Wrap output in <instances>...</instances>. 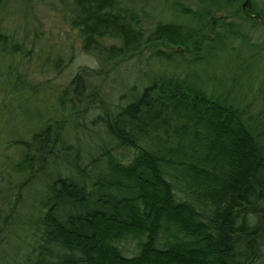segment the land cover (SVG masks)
<instances>
[{"label": "trees", "instance_id": "obj_1", "mask_svg": "<svg viewBox=\"0 0 264 264\" xmlns=\"http://www.w3.org/2000/svg\"><path fill=\"white\" fill-rule=\"evenodd\" d=\"M168 1L163 5L172 13L170 20L152 18V0H58L80 50L94 55L99 65L74 73L58 97V109L71 117L82 113L81 119L86 111L99 110L88 122L113 144L88 157L69 153L67 159L71 150L59 136L63 129L59 133L56 120L31 133L29 140H17L20 161L13 169L28 177L9 197L11 189L0 177V264H264V89L257 94L250 90L252 78L247 81L253 73L255 79L262 76L253 66L264 52V8L252 0H243L244 8L242 0H201L202 6L194 11L183 0ZM22 2L32 11L43 0ZM5 6L0 0V56H32L25 46L27 36L18 41L15 34L7 35ZM233 7V17L224 14ZM33 35L36 41V29ZM39 51L37 59L44 60L39 68L49 62L56 75L67 68L63 56ZM218 54L237 60L239 88L229 87L222 65L213 67V72L224 70L215 89H208V79L202 78L208 72L203 68L199 76H192L196 66L217 63ZM135 57L154 61L164 69L163 75L138 92L133 86L126 96L111 95L110 105L100 85L120 69L119 64ZM231 82L236 84V79ZM26 87L15 84L9 95L38 93ZM72 130L94 133L79 122ZM197 130L210 146L198 148ZM225 131L230 135L227 140L221 139ZM171 135L179 140L172 144L175 149L185 142L188 151L186 163L177 167L183 174L170 177L172 184L161 174L160 161L146 151L149 147L138 151L142 142L154 137L157 150L169 146ZM118 149L135 153L127 166L115 161L111 152ZM219 158L224 162H213ZM104 161L108 171L93 176L92 170ZM61 163L68 167V176L57 174L47 181L44 197L24 213V194L35 175ZM168 163L174 165L170 159ZM117 170L129 184L117 182ZM198 173L202 181L187 183ZM184 176H189L186 182ZM177 185L183 186V200L172 193ZM155 191L163 194V203H155L150 195ZM132 207L138 208L136 212ZM20 211L33 217L25 220ZM23 228L30 231V242L22 245L18 259L8 258L10 242Z\"/></svg>", "mask_w": 264, "mask_h": 264}, {"label": "rangeland", "instance_id": "obj_2", "mask_svg": "<svg viewBox=\"0 0 264 264\" xmlns=\"http://www.w3.org/2000/svg\"><path fill=\"white\" fill-rule=\"evenodd\" d=\"M200 1L201 0H183V2L191 6L194 11L199 10V8L202 6L200 5L202 4ZM164 2L165 0H152L154 7L153 10L150 11L152 18H166L168 20L172 18V13L170 12L169 15V9L163 5ZM252 2L257 4V6L260 8H264V0H252ZM5 3L6 6L2 11V19L4 28L7 29V35H10L11 33L15 34L18 41H21L22 38H26L27 36L26 40H28V42L26 41L27 43L25 46L28 50L33 51V54L30 57H22L19 55L12 58H7L3 55L0 56V177H2L6 182V188L8 187V189H11V193H8L9 197L10 195L14 194L13 192L16 194V186L18 183L24 181L28 177L27 173L16 174L15 170L13 169L14 165L20 161V150L15 147L16 145H19L17 140H29L31 138V133L38 132L41 127L47 126L54 120H56L60 125V128L58 129L59 133L60 130L63 129L61 130L60 135L58 133L57 134L64 137L63 139L65 144L68 145L71 150L66 153L67 155H65L67 159H70L71 156L75 158L77 155L82 158L83 156L88 157L89 155H93L98 150H104L113 143L112 140L101 131V129L95 128L94 125L88 122L91 119L93 121V119L97 117L99 110H88L84 113L85 119H81L82 113L78 114L77 116L74 114L71 117L69 115L70 113H62L60 109H58L60 107L58 97L68 85L74 73L77 72L81 67H87L89 69H97L99 67L98 61L94 55L84 54L80 50L79 39L77 38L76 33H73V31L69 28L68 23L65 21L66 9H64L63 5L59 3L58 0H43V2L39 3L38 5L35 4L32 11H30L21 5L22 3L24 4L22 0H5ZM169 4L170 3L166 4V6ZM240 4L244 8L243 0L240 2ZM233 13H235V7L227 12H224V14L232 15V17ZM258 27L259 26H257V28ZM34 29L37 30V35H39V37L35 39L36 41H33ZM259 29L263 28L259 27ZM32 42L35 43L34 46L31 45ZM111 42L112 41L110 40L105 41L107 44H110ZM40 49H47L51 51L53 57H55L56 54L63 56L64 63H67V68L57 75L53 69L50 68L51 64L49 62H47L45 66L39 68L40 65H43L44 61L43 59L41 61L40 58L37 59L36 57V53H40ZM260 54L261 52L258 55ZM260 57L262 59H257L258 61H256L253 66L255 71L262 74L261 77L259 76L260 80L255 79L256 76H252L254 73L251 74L247 79V81L250 82V79L252 78L251 83L253 84L250 86V90L256 92L257 94L261 93V89H264V52L260 55ZM70 58H72V61L68 62L71 60ZM6 59H8V61H6ZM216 60L217 63H213L211 65L203 64L202 66H196L195 72H197V74L192 76H199L198 72H200L203 68L206 72H208L207 76L202 77L203 79H208L210 83V85H208V89L212 90L213 87L215 89L220 86V83L218 82L222 79L224 70L221 71V69H218L217 71L213 72V67L216 65H222L229 76V87L233 86V88H236L238 85L237 88H239L240 82L239 79H237L236 74L240 72V70H237L236 68L237 60H234V58L231 56L227 57L226 55L223 56L221 54H218V58ZM226 62H229V68H226ZM119 66L120 69L117 70V72H113L109 79L107 81L105 80L100 85V92H103L102 96H104V92L109 93L105 94V98H107V100L111 99V95L113 97L115 95L126 96L130 91V88L133 86L137 87L138 92L142 88L146 87L147 83H149L152 79L158 78V76H162L164 73V69L160 68V65L154 61H147L145 58L138 60V58L135 57L126 63L119 64ZM167 67L169 71L174 69L170 63L167 64ZM187 67L188 66H186V68ZM187 69L191 70L193 69V66ZM215 77L218 78L216 79ZM17 79H20L21 81L18 82ZM232 79H236V84L231 82ZM254 82L256 83V86H254ZM25 83L27 84L26 88H29L32 91L31 87H33V89L38 93L34 97H30L28 91H25L20 92L19 95L11 98L8 91L12 89L13 85L18 84L19 86H23ZM97 84H100V82H97ZM69 92H71V90H69ZM113 97L112 101L114 99ZM112 101L110 100V105H112ZM82 104L83 103L81 102L77 105L78 111L81 110ZM75 119H79V124L84 123L85 128L88 127L91 130L93 129L92 131L94 133L90 134L88 132V134L85 132V130H83L84 132H81L80 130H72L75 124L78 123L75 122ZM95 124L97 126L99 125L98 122H95ZM49 131L52 132L54 130L49 129ZM226 132L227 131L224 132V136H221L220 134L222 131L216 134L219 135L218 142L224 138L227 140V136L230 135H228V133L226 134ZM194 133H197V139H200L199 144H197L198 148H202L205 143L210 146L209 141L201 136L202 134L199 130H197V132L194 131ZM175 138L177 137L171 135V137H169L170 145L165 146L164 148L162 146L160 150H157L158 142L156 140H158V138L156 137L150 138L148 143L142 142L138 149L139 151L141 148L149 147L146 151L149 152V154H153L157 160L160 161L159 169H161V174L166 180L168 179V182L171 184L173 181L171 182L169 180L170 177L183 174L182 171L179 172L181 169H177V167L186 163L185 157L188 154L187 149L184 147L185 142L180 144L176 149L173 147L172 144L175 142L179 143V140ZM193 138L194 137L192 136L191 139ZM195 147V145L192 146V153H194ZM150 149H155L156 153ZM164 149L171 151V154L165 155L166 152H164ZM111 153L116 159L115 161H118L124 166H127L135 155L131 149H118ZM192 153L190 155H192ZM169 159L171 160V164L174 163L173 166H169ZM188 159L190 160L189 155ZM245 160H241L239 163V165H242L241 171H244L243 166L245 164ZM217 161L224 162L220 158L213 160L214 163H217ZM107 166L109 165H107L105 161L101 164L98 163L94 169L92 168V175L95 176L101 173H106V171H108ZM220 166L223 167V164ZM57 167L58 168H54L51 167V165L46 166L45 170L35 175L36 177L33 179L34 181L24 194V196H26V203H23V207L21 206L24 213L29 214V212L33 210V207H36L38 201L44 197V187L47 181L51 180L57 174H66L68 176L70 173L68 171V167H66L63 163ZM137 168L138 166L136 165V170ZM116 172L117 173L115 175L118 179L117 182L120 181L122 184H129L128 178L124 177L121 171L117 170ZM187 172H189V170H187ZM199 174L200 173L195 176L194 181L192 180V182L190 181L187 183L194 184L196 180L197 183L198 180L202 181V178ZM188 178L189 176H184L183 180L185 179L186 182V179ZM178 180L181 182L182 178ZM203 183L205 182L203 181ZM181 187L183 186L177 185L176 187L172 188V193H175L177 200L184 199V196H182L183 193L180 191ZM150 195L155 197V203H163L164 196L160 191H155ZM28 204L29 210H27ZM131 209L136 212V209L138 208L132 207ZM24 213L21 211L19 212V214H22L25 220H28L31 216L33 217V214L26 215ZM29 234L30 231H27V228H23L17 233L16 237H14L10 242V246L7 251L8 258L14 257L18 259L20 257V252L22 248H24L22 245H27L30 242ZM128 248L133 249V242L129 243Z\"/></svg>", "mask_w": 264, "mask_h": 264}]
</instances>
